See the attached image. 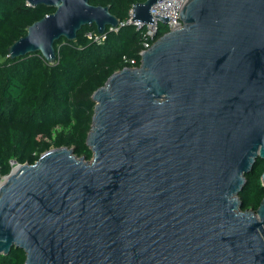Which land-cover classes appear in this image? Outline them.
I'll return each instance as SVG.
<instances>
[{"label":"water","instance_id":"water-1","mask_svg":"<svg viewBox=\"0 0 264 264\" xmlns=\"http://www.w3.org/2000/svg\"><path fill=\"white\" fill-rule=\"evenodd\" d=\"M54 11L8 49L40 53L82 27L119 21L89 0H25ZM132 21L153 23L150 8ZM182 26L96 89L85 143L50 149L0 181V255L24 264H264V197L239 193L264 161V0H188ZM166 24L165 18H160ZM264 187V170L260 176Z\"/></svg>","mask_w":264,"mask_h":264},{"label":"trees","instance_id":"trees-1","mask_svg":"<svg viewBox=\"0 0 264 264\" xmlns=\"http://www.w3.org/2000/svg\"><path fill=\"white\" fill-rule=\"evenodd\" d=\"M144 1L89 0L92 6L108 7L119 21L117 30L107 27L105 40L97 44L85 36L97 33L95 27H82L75 40L54 44L56 58L50 64L40 53L10 59L7 49L54 9L29 7L25 0H0V178L9 174L10 162L34 164L53 148H71L76 157L91 160L85 143L94 109L91 95L114 72L139 66L145 28L136 30L126 21L129 10ZM165 31L158 24L155 38ZM263 170L264 161L258 159L245 175L247 184L238 195L242 210L257 209L264 197ZM24 261L25 254L18 248L0 255V264Z\"/></svg>","mask_w":264,"mask_h":264},{"label":"built area","instance_id":"built-area-1","mask_svg":"<svg viewBox=\"0 0 264 264\" xmlns=\"http://www.w3.org/2000/svg\"><path fill=\"white\" fill-rule=\"evenodd\" d=\"M187 1L188 0H162L157 2L150 8V15L152 17L153 23H148L146 25H143V23L139 20L132 21V8L129 10L126 24L135 26L136 30H141L142 28H145L144 39L142 42V50L139 52V56L142 52L149 49L153 42L157 39L155 38V36L158 30V24H161L159 22L160 18H165L167 20V23L165 25L162 24L163 26H165V33L176 30L182 26V23L180 21V12ZM116 30L117 28L109 27V31ZM85 36L89 40H92L97 44H102L105 40L104 34L87 32ZM130 63L133 64L134 61H130ZM10 165L12 169L17 164H15L14 162H10Z\"/></svg>","mask_w":264,"mask_h":264},{"label":"rangeland","instance_id":"rangeland-1","mask_svg":"<svg viewBox=\"0 0 264 264\" xmlns=\"http://www.w3.org/2000/svg\"><path fill=\"white\" fill-rule=\"evenodd\" d=\"M0 181H2V178H0Z\"/></svg>","mask_w":264,"mask_h":264}]
</instances>
